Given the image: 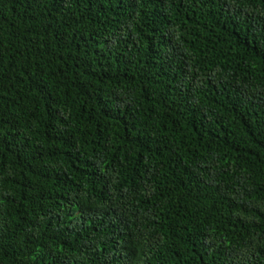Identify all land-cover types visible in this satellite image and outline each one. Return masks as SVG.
<instances>
[{"label": "trees", "instance_id": "1", "mask_svg": "<svg viewBox=\"0 0 264 264\" xmlns=\"http://www.w3.org/2000/svg\"><path fill=\"white\" fill-rule=\"evenodd\" d=\"M0 264H264V0H0Z\"/></svg>", "mask_w": 264, "mask_h": 264}]
</instances>
